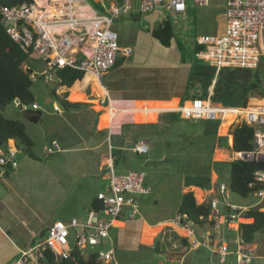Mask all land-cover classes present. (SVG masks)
Returning a JSON list of instances; mask_svg holds the SVG:
<instances>
[{"label":"crops","instance_id":"1","mask_svg":"<svg viewBox=\"0 0 264 264\" xmlns=\"http://www.w3.org/2000/svg\"><path fill=\"white\" fill-rule=\"evenodd\" d=\"M93 1L100 8L88 2L92 12L102 11L103 5L108 3V0ZM159 15L161 14L141 15L134 11L131 16L120 20L126 23L127 29V22L139 20L138 16H147L146 19L154 24ZM154 28L156 27L152 25V30ZM224 29L225 25L221 32ZM139 34H134L137 36L133 41L134 54L129 58H118V64L103 78V86L94 78L86 90L62 87L59 85L60 79L53 71L54 75L47 73L48 81H45L55 84L51 96L46 98V104L51 106L52 111L40 112V107L34 109L32 104L26 108L18 106V101L12 104L25 114V119L31 125H37L44 130V142L40 152H36L35 149L40 144L37 140L42 133L32 134L29 123L19 119L25 123L27 133L35 146L33 157L18 146L27 154L26 158L20 161L16 170L0 176V264L15 262L21 251L37 244L54 222H69L74 218L84 221L97 195L108 190L109 167L112 162L116 173L120 175L132 170L146 171L147 184L153 190L149 195L136 198L139 205L137 214L131 208H126L112 229L111 237L116 249L114 261L109 264H123V256L129 253L132 257L133 254L142 252L161 261L166 259L167 263L163 264H196V257L190 255L202 247L191 249L184 238L185 233L169 223L180 214L184 194L193 192L198 205L216 198L221 199L219 185L225 183L220 180L225 171H230L227 163L235 160L231 149L233 136L229 134L235 113L226 111L217 129L209 120H206L208 124L200 132L178 128L179 120L185 118L175 110L200 97H192L190 94V90L195 88L189 83L194 69L191 67V57L186 63L188 67L174 68L170 70L171 75L168 77L167 69L170 68L160 66L159 57L154 52L142 56L135 52L143 44L139 42ZM149 34L152 37L151 32ZM119 36L123 46L120 33ZM153 40L158 45L155 49L163 52L168 50L154 38ZM194 44L195 41L193 49ZM176 70L180 74L177 84ZM215 83L216 81L210 87V98L214 93ZM92 90L96 93V98L89 95ZM75 91L84 94V99L73 100L71 97ZM67 92H70L69 100L86 102L89 106L66 111L59 98H63ZM260 100L257 101L259 104L264 103V97ZM55 106H59L61 110L55 111ZM199 135L210 139L212 145L214 144L208 156L212 166L211 187L208 189L187 186L186 176L191 174L172 169L183 165H197L193 158L189 162L175 161L174 156ZM225 137L229 141L224 146ZM142 139L149 143L152 152L155 150L153 141L159 139L162 151L157 157L150 160L147 157L149 154L140 155L134 151V145ZM53 140L59 142L61 151L48 156L46 149ZM127 150L135 152L144 161L142 166H149V171L141 168L117 169L120 157ZM240 206H247L249 210L257 208L264 212V201H260V198L254 204ZM243 222H247V219ZM237 233L238 227L227 231L230 251L236 249ZM253 245L257 247L258 254L254 264H264V237ZM214 255L219 258L217 264H223L221 256L217 253ZM225 260V264H235L233 255H228ZM209 261L213 262L211 258Z\"/></svg>","mask_w":264,"mask_h":264},{"label":"built area","instance_id":"2","mask_svg":"<svg viewBox=\"0 0 264 264\" xmlns=\"http://www.w3.org/2000/svg\"><path fill=\"white\" fill-rule=\"evenodd\" d=\"M189 0H108L102 11L90 8L87 0H34L14 7L0 5L2 25L12 40L25 51L46 64L49 71L71 67L91 74L102 85L103 78L116 66L118 58H129L133 48L122 46L120 36L114 30L116 21L129 17L137 11L141 15L159 13L177 16L187 11ZM196 6H206L212 0H190ZM225 29L214 35L196 38L200 50L196 58L214 67L217 74L225 68L256 70L264 62V0H226ZM62 29V31H61ZM82 56H79V55ZM32 71L31 78L40 75ZM47 75V74H46ZM44 75L45 81H48ZM103 86V85H102ZM264 90V74L262 76ZM105 101H102L104 103ZM18 106H24L18 101ZM34 109L39 106L32 104ZM60 111L59 106L54 107ZM185 119L222 121L226 111L235 113L232 123L246 124L253 128V148L246 152H234L235 160L264 163V103L246 107H226L212 102L211 98H194L175 110ZM61 151L57 140L48 145V156ZM134 151L147 155L151 151L149 143L142 139L134 145ZM19 147L13 139L0 148V176L19 167ZM109 187L100 192L97 199L100 209L90 208L84 221L72 219L69 222H54L41 240L22 250L12 264H47L51 255L58 262L80 258L109 264L114 261L115 246L111 237L112 229L123 216L126 208L134 214L139 212L138 196L149 195L152 187L147 184L148 174L143 170H132L117 174L113 162L109 167ZM255 182L264 184V170L256 171ZM226 184L219 185L221 199H213L209 214L200 216L203 225L193 223L185 214H178L169 224L185 233L191 249L207 247L222 258L235 257V264H254L258 254L257 247L244 242L240 225L244 221L247 206H240L231 199ZM264 201V190L255 193ZM223 204L221 211L219 205ZM238 227L237 246L230 251L227 231ZM107 242L111 249L97 250Z\"/></svg>","mask_w":264,"mask_h":264},{"label":"trees","instance_id":"3","mask_svg":"<svg viewBox=\"0 0 264 264\" xmlns=\"http://www.w3.org/2000/svg\"><path fill=\"white\" fill-rule=\"evenodd\" d=\"M90 4L96 8L100 6L93 0H88ZM23 3H34V0H0L1 6L14 7ZM140 16H138L139 18ZM152 37L158 41L163 47L171 48L177 45L181 51L184 50V45L177 38L173 23L170 20H163L162 23L151 31ZM200 47L194 44L193 57H191V67L194 68L190 74V85L196 82L203 84L204 94L201 98H207L209 88L214 86V93L211 100L214 103L222 104L226 107H246L249 100L254 95L264 97L262 86V76L264 74V62L254 71L243 69H222L218 74L214 67L206 65L201 60L196 58V53ZM33 53L25 51L21 45L15 43L7 34L2 25V16L0 15V148L3 147L8 140L13 139L19 147H22L24 152L33 157V148L35 146L33 140L27 133L26 125L19 119L8 118L6 116L7 108L16 101L24 106H30L35 101V96L32 92L34 80L31 78L32 71L26 69V65L30 64ZM183 64H186L188 59H181ZM118 64V61H117ZM116 64V65H117ZM197 68V70L195 69ZM57 77L60 79V86L69 89L79 88L82 90L88 89L94 77L84 71L75 70L71 67L57 69ZM249 72H253L252 76L244 80L245 86L242 89L240 100L236 102L238 95V81L241 77ZM84 94H79L75 91L72 95L73 100L84 99ZM70 92L65 93L63 98H59L61 106L66 110H79L89 106L88 103L69 100ZM188 99V97L186 98ZM183 104V101H182ZM175 115H179L175 113ZM217 129L221 121H210ZM230 135L233 136V152H246L253 148L254 130L246 124H234L231 127ZM223 145H228L229 138H223ZM222 165L226 163H220ZM230 166V189L233 193L248 198L259 190H264V184L255 182V173L259 170H264V163L234 160L227 163ZM187 186H198L205 189L211 187V173H198L186 176ZM101 202L97 199L93 201L92 207L100 209ZM209 205H198L193 192L184 194L180 214H185L190 221L195 224L203 225L199 218L202 215L209 214ZM247 222L240 225V232L244 242L253 244L256 235H264V212L257 208L248 210L245 214ZM74 259H62L56 261L51 255L48 256L47 264H101L96 261L95 255L90 259L80 258L76 253Z\"/></svg>","mask_w":264,"mask_h":264},{"label":"rangeland","instance_id":"4","mask_svg":"<svg viewBox=\"0 0 264 264\" xmlns=\"http://www.w3.org/2000/svg\"><path fill=\"white\" fill-rule=\"evenodd\" d=\"M227 11V2L226 0H212L208 5L206 6H196L192 3V1H187V11L184 14H179L177 16H171L169 14L165 15H159L158 19L154 24L146 19L147 16H140L139 20H129L128 28H125L126 23L124 21H116L114 25V30L118 31L122 38H123V46H131L135 47V44L133 41H135L134 34L137 33L139 42L143 43L141 44L137 51H135L139 55H145L149 54L150 52H154V55L156 57H159V65L163 66L165 65L167 68V73L169 74L168 77L171 75V71L174 68H182L183 66H187V64H183L180 60V53L179 47L177 45L171 47L167 51L164 52L158 49H155L158 47V45L155 43L153 38L150 36V32L152 30V25L155 27H158L160 23L163 20H170L173 23L174 30L176 33L177 38L180 40V42L184 45V50L182 52V57L187 58L190 60V57H193V41L196 40V38L204 35H214L216 33H221L223 30V27L225 25V13ZM155 49V50H154ZM134 54V53H133ZM30 65L33 68V71H36L37 75H40L41 72H44L42 76L34 80V84L32 86V91L35 95V102L40 107V112L45 111H52L51 106L46 104V98L51 96V90L55 87V84L53 82L47 83L45 82L44 75H46L48 72L51 75H54L53 71H49L46 67V64L42 62V60H39L36 56H32L30 59ZM188 67V66H187ZM197 70V68H195ZM185 72H183L184 74ZM253 72H249L246 75L242 76L240 81H238L237 87H238V95L236 98V102L240 100L241 92L243 87L245 86L244 80L252 76ZM179 70L175 71V82L177 84L178 82V76H179ZM186 76V74H185ZM183 76V78L185 77ZM248 76V77H247ZM247 77V78H246ZM216 81V80H215ZM214 81V82H215ZM214 85V84H213ZM195 88L190 90V94L192 97L194 96H203L204 94V88L203 84L196 82L193 84ZM213 87V86H212ZM211 88L209 89L210 95ZM89 95H93L92 98H96V93L92 91L89 92ZM256 99V100H255ZM261 97L259 95H254L250 98L248 105L253 104H259L257 101L260 100ZM261 101V100H260ZM262 104V103H260ZM31 111H35L31 109ZM39 112V111H38ZM176 113V112H173ZM165 114V113H162ZM6 116L8 118L13 119H25V114L22 113L18 108L15 107V105H10L6 110ZM158 120V119H157ZM156 120V121H157ZM151 121V122H156ZM28 122V121H27ZM29 123V122H28ZM210 123V122H209ZM233 123V122H232ZM179 126L178 128H184L187 130H197L200 132L208 122L206 120H191V119H180L179 120ZM236 124V123H234ZM29 129L32 134H40L42 133L41 137L37 140V143H40L37 145V148L35 151H39L42 147V144L44 142L43 138V132L44 130L40 127H37V125H31L29 123ZM174 132V130H171ZM166 136H171V134H166ZM165 136V137H166ZM232 139V136H230ZM207 139V140H205ZM159 139L154 140L153 144L155 145V150L152 152L150 151L149 157L150 160H152L154 157H157L159 153L162 151V146L160 142L158 143ZM158 143V144H157ZM214 145V144H213ZM210 139L201 137L200 135L195 138L191 144H186L183 151L177 152V156H174L175 161H186L189 162L192 158L196 162V166L192 165H183L181 167H175L172 168L173 170H182L186 174H198V173H211L212 166L210 155L211 149L213 147ZM154 147V146H153ZM194 156V157H192ZM144 161L137 156L135 152L132 150H127L124 152V155L120 157L119 160V167L117 169H145L149 171V166H142V163ZM221 182L225 183L229 188L231 199L234 203L240 204V205H250L256 203L259 198L252 194L248 198H243L235 193H233L230 189V171H225L223 174V177L220 180ZM264 237V235L258 234L256 235V238L254 242H258L259 239ZM110 242H107L102 247L96 248L97 250H103L107 251L111 249ZM116 249V246L114 247ZM191 257H196V264H217L219 263V258L214 255L212 251L209 249L202 247L198 252L191 253ZM212 259L213 262H210L209 259ZM123 264H163L167 263L166 259H156L152 258L151 255L147 254L146 252H142L139 254H133L131 257V254L128 253V255H125L122 257ZM230 259V258H229ZM215 262V263H214ZM121 263V261H120ZM168 264H171L168 262ZM178 264V263H174Z\"/></svg>","mask_w":264,"mask_h":264},{"label":"water","instance_id":"5","mask_svg":"<svg viewBox=\"0 0 264 264\" xmlns=\"http://www.w3.org/2000/svg\"><path fill=\"white\" fill-rule=\"evenodd\" d=\"M26 156H27V154L24 153L22 150L19 149V152H18V159H19L20 161H22L24 158H26ZM219 207H220L221 211L223 212V210H224V206H223L222 203L219 205Z\"/></svg>","mask_w":264,"mask_h":264},{"label":"bare ground","instance_id":"6","mask_svg":"<svg viewBox=\"0 0 264 264\" xmlns=\"http://www.w3.org/2000/svg\"><path fill=\"white\" fill-rule=\"evenodd\" d=\"M234 117H235V115H234Z\"/></svg>","mask_w":264,"mask_h":264}]
</instances>
